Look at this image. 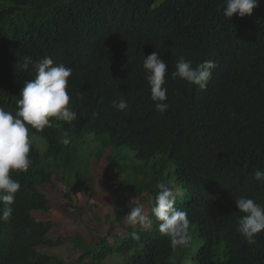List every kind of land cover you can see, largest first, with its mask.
Wrapping results in <instances>:
<instances>
[{"label": "trees", "instance_id": "trees-1", "mask_svg": "<svg viewBox=\"0 0 264 264\" xmlns=\"http://www.w3.org/2000/svg\"><path fill=\"white\" fill-rule=\"evenodd\" d=\"M62 131L154 163L69 263ZM0 193V264H264V0H0Z\"/></svg>", "mask_w": 264, "mask_h": 264}, {"label": "rangeland", "instance_id": "rangeland-1", "mask_svg": "<svg viewBox=\"0 0 264 264\" xmlns=\"http://www.w3.org/2000/svg\"><path fill=\"white\" fill-rule=\"evenodd\" d=\"M67 134L64 131L60 134L63 143L59 157L44 160L53 172V182L43 188L52 201L51 210L34 214L52 219V235L64 240L61 247L44 250L69 263L76 261L77 248L82 246L75 240L77 236L92 242L97 235L106 233L107 219L115 215L112 200L128 197L138 204L142 199L140 209L149 211L146 192L153 179L154 163L138 160L127 146L115 147L108 134L88 133L82 138L73 136L69 141ZM30 139L40 152L46 151L47 142L42 136L32 134ZM0 199H5L1 193ZM117 230L122 232L123 228L117 226Z\"/></svg>", "mask_w": 264, "mask_h": 264}]
</instances>
